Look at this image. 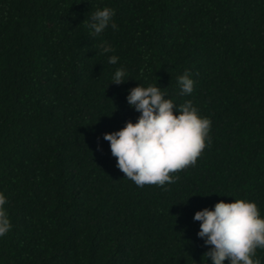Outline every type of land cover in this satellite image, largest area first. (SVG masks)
<instances>
[{"label": "trees", "instance_id": "trees-1", "mask_svg": "<svg viewBox=\"0 0 264 264\" xmlns=\"http://www.w3.org/2000/svg\"><path fill=\"white\" fill-rule=\"evenodd\" d=\"M104 6L117 28L92 35ZM138 83L211 119L165 185L125 177L103 138L139 116ZM0 190V264H212L195 211L245 198L264 216V0H0Z\"/></svg>", "mask_w": 264, "mask_h": 264}, {"label": "clouds", "instance_id": "clouds-1", "mask_svg": "<svg viewBox=\"0 0 264 264\" xmlns=\"http://www.w3.org/2000/svg\"><path fill=\"white\" fill-rule=\"evenodd\" d=\"M114 13L109 6L92 12L87 18L91 34L99 35L109 24L116 29ZM102 50L112 51L111 45L105 44ZM117 60L114 54L108 56L111 64ZM125 75L126 70L117 67L110 82L126 81ZM177 83L181 94L193 91L194 80L188 70L177 77ZM126 100L139 116L135 121L127 120L122 128L103 134L125 177L137 186L165 185L173 180L170 172L196 163L209 139L210 117L201 115L191 100L174 104L153 84L131 87ZM6 203L7 197L0 190V236L12 226ZM193 219L200 221L197 236L211 245L204 255L211 258L212 264H225V258L228 264H260L255 254L257 248L264 249V216L255 200H219L212 207L195 211Z\"/></svg>", "mask_w": 264, "mask_h": 264}]
</instances>
